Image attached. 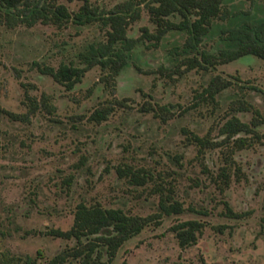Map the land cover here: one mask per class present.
Returning <instances> with one entry per match:
<instances>
[{
	"label": "rangeland",
	"instance_id": "1",
	"mask_svg": "<svg viewBox=\"0 0 264 264\" xmlns=\"http://www.w3.org/2000/svg\"><path fill=\"white\" fill-rule=\"evenodd\" d=\"M53 1L71 12L88 1L106 13L132 2L139 16L129 24V36L138 38L145 28L159 31L149 8L153 0ZM223 8L235 20L240 13L264 18V0H224ZM217 23L229 24V18ZM105 37L100 23L9 27L0 22L1 109L25 115L29 96L44 95L56 107L52 112L42 107L24 119L0 111L2 250L22 258L20 264H49L74 241L48 233L70 229L79 202L149 216L160 210V194L152 191L163 184L173 188L185 211L147 226L120 248L112 264H264V60L247 55L189 69L175 52L187 35L175 29L160 41L138 43L115 90L105 86L99 66L68 90L36 64L58 67ZM221 38L216 30L201 48L216 51ZM216 76L232 84L211 99L202 93ZM117 101L122 104H116L107 120L90 119L97 107ZM147 102L154 110H143ZM234 115L258 123L256 133L238 135L247 137L248 145L233 151V144L226 143L199 152L192 133L219 143L222 125ZM224 165L229 167L228 184L219 176ZM119 167L144 169L152 179L135 185L129 176L119 175ZM193 219L203 222V230L196 244L181 247L172 228Z\"/></svg>",
	"mask_w": 264,
	"mask_h": 264
},
{
	"label": "trees",
	"instance_id": "2",
	"mask_svg": "<svg viewBox=\"0 0 264 264\" xmlns=\"http://www.w3.org/2000/svg\"><path fill=\"white\" fill-rule=\"evenodd\" d=\"M223 2L224 0H153L149 8L153 20L159 25V31L150 33L145 28L138 38L128 34L129 24L139 16L137 5L132 2L117 5L106 13L88 1L79 11L71 12L66 5L53 0H0V22L9 27L19 24L32 27L39 22L59 26L70 21L79 25L100 23L101 28L106 29V37L89 43L79 51L77 59L63 61L58 67L36 64L43 74L52 76L68 90H72L80 83L89 70L99 66L103 71L101 80L105 86L115 90L116 79L134 59L133 50L138 43L145 39L160 41L170 30H180L187 35L184 45L176 47L175 52L178 56L183 55L181 64L188 66L189 69L226 64L247 55L264 60V18L255 19L240 13L235 20V15L233 17L231 11L223 8ZM174 15L180 16L181 20H172L171 17ZM219 18H229V24L219 25L217 23ZM216 30L221 34L223 41L216 51L201 48L203 41ZM231 84L232 81L216 76L202 94L207 93L211 99H215ZM116 104H122V101L100 105L93 111L90 119L102 123L109 118ZM28 106L29 112L25 115L1 107L0 111L10 115L12 119H24L42 107L49 112L56 108L46 95L42 99L29 96ZM143 110L150 112L154 110V106L147 102ZM257 126L258 123L255 121L245 122L234 115L227 119L220 129V134L224 136L221 142H215L210 137H201L196 133H192L191 138L197 142L201 153L207 148H215L226 143L233 144L234 151L248 145V138L238 135L254 134ZM118 172L122 177L129 176L131 182L138 186H144L152 179V175L144 169L119 167ZM219 176L224 178L226 184L229 183L228 165L221 168ZM67 184L70 185L71 181ZM152 192L160 194V210L149 216L129 213L122 208L105 207L100 202H79L74 211L71 228L51 229L48 233L57 238L74 241L73 246L60 251L50 259L49 264H66L69 260H75L78 264H112L120 248L128 240L142 233L147 226L153 222L160 224L164 216L185 211L184 204L174 197L172 187L159 184ZM229 213L240 216L231 208ZM203 227V222L193 219L174 225L172 230L176 233L181 247H188L197 243L198 234L202 232ZM21 261L22 258L2 250L0 246V264H20ZM30 261L28 258L26 262Z\"/></svg>",
	"mask_w": 264,
	"mask_h": 264
}]
</instances>
